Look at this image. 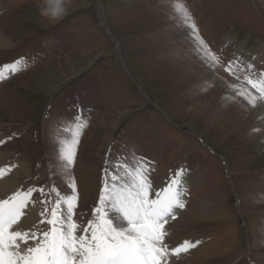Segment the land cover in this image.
I'll list each match as a JSON object with an SVG mask.
<instances>
[{
  "label": "rangeland",
  "instance_id": "374dc122",
  "mask_svg": "<svg viewBox=\"0 0 264 264\" xmlns=\"http://www.w3.org/2000/svg\"><path fill=\"white\" fill-rule=\"evenodd\" d=\"M171 2L0 0V32L9 40L0 71L22 60L0 81L2 165H28L16 171L17 189L39 174L46 179L58 163L55 137L65 135L58 126L79 105L88 126L70 171L84 221L105 161L135 153L150 162L157 188L186 170L185 208L167 226L170 246L200 242L183 264H264V111L254 117L256 108L230 99L235 81L227 73L207 86L211 73L191 53L187 29L172 26ZM184 2L213 51L231 40L226 58L236 50L264 67V0Z\"/></svg>",
  "mask_w": 264,
  "mask_h": 264
},
{
  "label": "snow or ice",
  "instance_id": "6c2138e0",
  "mask_svg": "<svg viewBox=\"0 0 264 264\" xmlns=\"http://www.w3.org/2000/svg\"><path fill=\"white\" fill-rule=\"evenodd\" d=\"M170 11L172 26L187 29L184 39L191 53L211 73L207 86L224 79L219 73H227L235 81L229 84L232 101L239 97L251 108L264 106V67L257 68L256 57L248 59L234 50L226 58L224 50L231 40L213 51L184 0L171 2ZM53 15L59 16L60 10ZM21 63L5 65L0 81L7 79L6 73H16ZM75 107L73 120L58 126V133L65 135L55 137L58 163L46 168V179L31 177L32 184L0 197V264H177L182 254L200 243L185 240L170 246L167 242L169 222L185 208L186 170H175L157 188L150 179V162L135 153L106 160L98 202L84 221L86 214L77 213L79 193L70 169L88 121L81 106ZM12 167L0 168V178ZM53 176L61 177L71 191L59 189Z\"/></svg>",
  "mask_w": 264,
  "mask_h": 264
},
{
  "label": "bare ground",
  "instance_id": "6f19581e",
  "mask_svg": "<svg viewBox=\"0 0 264 264\" xmlns=\"http://www.w3.org/2000/svg\"><path fill=\"white\" fill-rule=\"evenodd\" d=\"M9 40L6 39L4 34L0 32V48H5L9 45ZM256 65L258 66L261 64L260 59H257L254 61ZM223 87V86H222ZM264 111V107H260V111L257 110V108L254 110L253 116L256 117L257 114H261ZM254 119V118H253ZM3 126H0V128ZM4 138H2V132L0 131V141H2ZM2 149V147H0ZM5 155L0 151V168L6 167V166H14L12 167V171L8 173L9 178L7 179V175H5L3 178H0V197L6 196L11 194L12 192L16 191L17 187L20 184V180L17 179V173L16 171L18 169H24L25 171H29V167L25 163H18V162H12V163H6L4 166L2 165V162L5 161L4 159ZM9 162V161H8ZM29 174V173H28ZM39 174V173H38ZM13 175V178L10 179V177ZM40 175V174H39ZM161 179V178H160ZM29 183V182H28ZM28 183H25L23 185H28ZM39 184V183H38ZM37 184V185H38ZM39 207V206H38ZM177 264H183L180 259L177 260Z\"/></svg>",
  "mask_w": 264,
  "mask_h": 264
},
{
  "label": "clouds",
  "instance_id": "9594fccd",
  "mask_svg": "<svg viewBox=\"0 0 264 264\" xmlns=\"http://www.w3.org/2000/svg\"><path fill=\"white\" fill-rule=\"evenodd\" d=\"M68 2H70V0H68Z\"/></svg>",
  "mask_w": 264,
  "mask_h": 264
}]
</instances>
